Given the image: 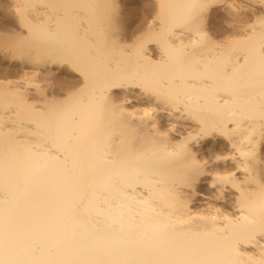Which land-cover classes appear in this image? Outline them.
Here are the masks:
<instances>
[{
	"label": "bare ground",
	"instance_id": "6f19581e",
	"mask_svg": "<svg viewBox=\"0 0 264 264\" xmlns=\"http://www.w3.org/2000/svg\"><path fill=\"white\" fill-rule=\"evenodd\" d=\"M153 1L10 0L0 264H264V0Z\"/></svg>",
	"mask_w": 264,
	"mask_h": 264
},
{
	"label": "rangeland",
	"instance_id": "374dc122",
	"mask_svg": "<svg viewBox=\"0 0 264 264\" xmlns=\"http://www.w3.org/2000/svg\"><path fill=\"white\" fill-rule=\"evenodd\" d=\"M144 3L153 4L154 1L153 0H119L120 11H122L123 14H125V12H135L138 10L139 6H141ZM13 9L14 8L11 5L10 0H0V17H1L0 18V67L2 69L4 68L5 65L7 66L8 64L15 62L17 60V57L14 55V51L9 55L4 53L5 50H9L10 48L15 49L16 47H18L16 44L17 34L16 32H14L16 31L15 29H17L18 27L16 23L17 18H16V15H14L13 13ZM15 75L16 73L14 72V76ZM59 80H61L59 77L55 79L53 77H49L43 80L40 77H37L35 80V82L38 83L37 85L40 84L39 86H41V88L43 87L45 88L44 91L49 97L51 95L50 93H52L51 97L52 99H54V101H56V103L53 101L52 106L55 105L56 107H60L61 103H64L66 100L68 101V98L70 96H72L70 97V99L71 98L73 99V96L76 93L74 89H71V88L64 89V87L61 88L59 86L61 81ZM32 85L33 84H31V87ZM65 92L70 95L68 96L67 99L65 98L66 96ZM62 99H63V102L61 101ZM70 99H69V102L72 101V99L71 100Z\"/></svg>",
	"mask_w": 264,
	"mask_h": 264
}]
</instances>
